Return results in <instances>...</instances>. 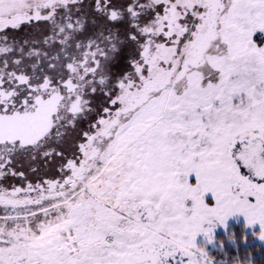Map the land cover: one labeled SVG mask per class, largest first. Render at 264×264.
<instances>
[{"label":"flooded vegetation","instance_id":"af4514ba","mask_svg":"<svg viewBox=\"0 0 264 264\" xmlns=\"http://www.w3.org/2000/svg\"><path fill=\"white\" fill-rule=\"evenodd\" d=\"M231 4L0 0V209L70 201L112 148L149 134L194 87H216L210 54Z\"/></svg>","mask_w":264,"mask_h":264},{"label":"rangeland","instance_id":"374dc122","mask_svg":"<svg viewBox=\"0 0 264 264\" xmlns=\"http://www.w3.org/2000/svg\"><path fill=\"white\" fill-rule=\"evenodd\" d=\"M231 3L221 55L210 54L219 84L112 148L70 201L0 209V264H213L208 247L237 221L264 245V0ZM24 213L37 222L16 232Z\"/></svg>","mask_w":264,"mask_h":264},{"label":"trees","instance_id":"16d2710c","mask_svg":"<svg viewBox=\"0 0 264 264\" xmlns=\"http://www.w3.org/2000/svg\"><path fill=\"white\" fill-rule=\"evenodd\" d=\"M58 216H54V218ZM68 218L74 221V215L73 218L71 215ZM28 220L26 217L18 225L12 226L16 228V232H20L26 230L24 227L17 229L20 225L31 226L37 222L35 219L31 223ZM49 231L52 234L48 235V240L55 239L54 230ZM255 232L256 229L250 230L243 221L229 223L226 231L216 233V245L208 247L207 256L213 261V264H264V245L255 239ZM23 255L26 256V252Z\"/></svg>","mask_w":264,"mask_h":264}]
</instances>
